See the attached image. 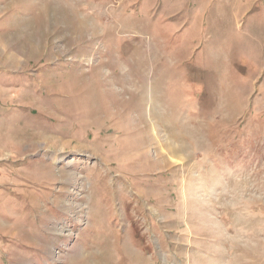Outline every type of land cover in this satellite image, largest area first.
<instances>
[{
	"label": "rangeland",
	"instance_id": "374dc122",
	"mask_svg": "<svg viewBox=\"0 0 264 264\" xmlns=\"http://www.w3.org/2000/svg\"><path fill=\"white\" fill-rule=\"evenodd\" d=\"M0 264H264V0H0Z\"/></svg>",
	"mask_w": 264,
	"mask_h": 264
}]
</instances>
